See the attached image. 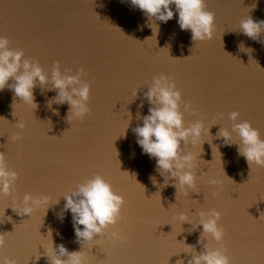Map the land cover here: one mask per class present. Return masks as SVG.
Returning a JSON list of instances; mask_svg holds the SVG:
<instances>
[{
    "label": "water",
    "instance_id": "water-1",
    "mask_svg": "<svg viewBox=\"0 0 264 264\" xmlns=\"http://www.w3.org/2000/svg\"><path fill=\"white\" fill-rule=\"evenodd\" d=\"M206 7L215 13L213 39L195 42L190 30L179 27L174 5L173 19L163 23L148 20L131 0H0V36L38 61L49 75L46 87L57 61L62 71L71 70L68 74L83 68L82 79L91 85V113L70 121L67 103L48 106L55 91L37 86V108L19 98L13 105L14 93L0 91V152L19 174L15 191L0 198L5 236L0 260L50 264L51 230L54 247L83 251L87 264H188L203 251L198 243L203 228L193 227L196 213L215 209L222 213L218 223L231 264H264V168H250L238 144L225 146L216 138L221 127L231 130L228 114L238 111V122L249 121L264 139V33L253 40L239 30L248 16L264 20V0H206ZM160 74L172 77L182 92L186 126L197 120L205 127L218 123L210 129L213 139L202 137L203 151L199 143L185 148L198 157L196 192L187 195L175 179L163 186L155 159L143 153L132 131L149 114L144 93ZM185 103L193 111H184ZM18 121L25 123L23 130ZM18 132L22 141L13 139ZM233 139L238 142L235 134ZM94 174L110 182L127 204L124 220L82 248L71 212L63 219L58 214L66 202L62 196ZM210 179L222 183L212 185ZM26 193L50 201L30 217L21 216L13 208L19 211ZM179 213L190 223L181 224ZM112 231L126 239H113ZM202 239L219 246L210 237ZM187 245L195 253H187Z\"/></svg>",
    "mask_w": 264,
    "mask_h": 264
},
{
    "label": "clouds",
    "instance_id": "clouds-1",
    "mask_svg": "<svg viewBox=\"0 0 264 264\" xmlns=\"http://www.w3.org/2000/svg\"><path fill=\"white\" fill-rule=\"evenodd\" d=\"M131 4L140 9L148 20L163 23L173 19L172 6L174 5L175 12L178 13L179 27L181 30H190L193 41L203 42L213 39L215 13L207 10L206 0H131ZM154 24L150 26L153 28ZM239 30L247 37L258 40L261 33H264V20L256 21L248 16L240 21ZM9 45V39L0 36V91L8 88L14 93L13 105L16 103V98H19L25 105H34L37 108L33 90L40 86L41 89L47 88L48 91L57 93L48 101L49 107L53 103L69 105L67 116L69 121L72 119L83 120L91 113L88 104L91 85L82 79L87 75L83 68L72 75L68 74L70 69L62 71L60 62H55L51 69V87H46L49 84V75L38 61L34 58H25L22 49L13 50ZM240 48L244 49L243 44L240 45ZM136 93L137 90L134 96ZM144 97L150 105L149 114L140 117L143 121L142 126L137 125L132 129L137 137L138 145L144 154L155 159L157 171L164 177L163 186H167L169 181L175 179V187L177 188L179 185V190L186 195L188 190L196 192L198 179L196 161L198 157L191 151L185 152V148L195 147L199 143L202 149V145L206 141L202 137H212L210 129L218 123L214 121L211 126L205 127L203 120H197L186 126L184 112L181 111L182 92L177 88L173 78L165 74L153 77ZM139 107L142 108L143 104ZM184 111H193L191 104L185 103ZM222 115L219 114L221 118ZM228 115L232 121L231 130L221 127L216 138H222L225 146L238 144V153L246 159L250 168L252 165L264 168V139L261 138L259 130L247 120L238 122L240 117L238 111H232ZM129 119H131L130 114ZM16 126L23 130L25 123L18 121ZM233 134L238 138V142L233 139ZM13 139L22 141L21 133L14 134ZM18 176L19 174L15 170H10L5 153L0 152V194L7 196L15 191ZM133 176L135 178V175ZM150 179L153 184H156L154 176ZM209 183L217 185L222 182L210 179ZM62 197L66 202L61 213L58 214L59 218L63 219L65 212H71L76 242L82 248L91 244L96 237L104 235L110 226L115 227L124 220L121 211L127 201L123 196L117 194L111 183L100 174H94L91 178L78 183ZM49 201V196L34 197L30 193H26L20 202L19 211L14 208L13 210L21 216L30 217L37 209L47 205ZM196 215L199 217L197 224H191L194 228L198 226L203 228L201 240L198 241L202 244L203 251L193 254V258L188 261V264H231L224 246L226 233L223 226L218 223L222 213L213 209L209 212L198 211ZM177 219L181 224L190 223L186 213H179ZM110 235L113 239L120 241L126 239L119 231H112ZM202 237H210L219 246L212 247L208 242L204 244ZM48 238L51 243L50 247L46 248V254L50 264H87V258L83 251L70 252L64 244L54 247L51 230ZM4 246L5 236L0 234V248ZM187 247L190 250L187 253H195L194 246L187 245ZM0 264H17V261L4 257L0 260ZM179 264H183V262L180 261Z\"/></svg>",
    "mask_w": 264,
    "mask_h": 264
},
{
    "label": "snow or ice",
    "instance_id": "snow-or-ice-1",
    "mask_svg": "<svg viewBox=\"0 0 264 264\" xmlns=\"http://www.w3.org/2000/svg\"><path fill=\"white\" fill-rule=\"evenodd\" d=\"M0 198H2V194H0Z\"/></svg>",
    "mask_w": 264,
    "mask_h": 264
}]
</instances>
